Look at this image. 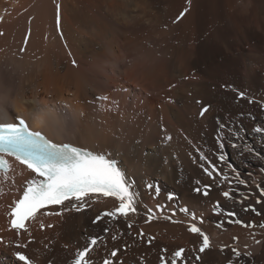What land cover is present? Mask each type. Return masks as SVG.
Masks as SVG:
<instances>
[{"label": "bare ground", "instance_id": "obj_1", "mask_svg": "<svg viewBox=\"0 0 264 264\" xmlns=\"http://www.w3.org/2000/svg\"><path fill=\"white\" fill-rule=\"evenodd\" d=\"M0 33V122L22 116L57 143L111 155L138 194L127 218L94 223L118 207L101 195L79 213L38 214L28 223L31 237L17 234L8 213L34 174L9 158L11 170L0 172V264H23L16 252L36 264H71L90 237L103 238L91 253L95 264H161L180 248L177 264H264V197L256 187H264V133L254 131L264 127V0H0ZM105 95L108 101L97 99ZM203 106L209 110L199 118ZM218 123L229 126L224 161L217 160ZM213 165L209 177L204 168ZM154 183L158 195L146 188ZM192 224L210 238L204 253ZM30 239L27 248L15 246Z\"/></svg>", "mask_w": 264, "mask_h": 264}, {"label": "snow or ice", "instance_id": "obj_2", "mask_svg": "<svg viewBox=\"0 0 264 264\" xmlns=\"http://www.w3.org/2000/svg\"><path fill=\"white\" fill-rule=\"evenodd\" d=\"M190 2V0H189ZM188 9L180 14L182 17ZM179 19V17H178ZM57 22L59 23V5H57ZM3 35V33H0ZM30 35V33H29ZM61 38H63L61 36ZM27 40H25V43ZM25 48H21L20 51H25ZM75 64V61H73ZM238 96L243 98L244 92H238ZM98 100L108 101V96H99ZM252 101L249 100V103ZM5 107H7V97L5 96L3 101ZM117 112L119 111V102L113 101ZM199 103V101H198ZM111 111V109H108ZM209 110V106H205L200 111V116L203 117ZM241 115H243L241 113ZM17 122H0V172L5 174L11 170L9 161L5 157H13L21 165L33 174L31 179L24 182L22 186V195L12 202L8 216L10 217V228L15 230L17 234L28 233V223L36 221L38 214L44 216H63L66 212H82L86 208L90 207L89 201H95L99 196L113 197L119 203L118 207H115L111 211H105L101 215L96 217L94 223L101 220L104 217H110L116 219L119 217H129L130 213L137 212L136 196L138 195L133 191L136 181L131 179L126 171L119 166V162L107 153H100L88 150L83 147L75 146L73 143H57L47 138L41 131H34L30 129L28 123L20 116L15 117ZM228 125L224 123H218L217 128V142L218 150L222 153L218 159L220 161L225 160L223 149L225 148L224 142V130L228 128ZM234 137L239 136V131L230 129ZM256 133H264V127H255ZM170 140L171 137H166ZM229 146L233 149H237L239 145L234 139L229 140ZM199 151V150H198ZM252 152V149H248ZM255 155L260 158L258 152ZM201 160H206L207 157L201 153ZM203 167V165H202ZM204 171L209 177L213 176L214 172H217L215 165L212 166V170L204 168ZM222 172H218L217 175H221ZM227 179V176L224 177ZM244 183V181H241ZM147 187L152 189L154 185L148 184ZM260 188V196L264 197V187L256 185ZM196 192H200V188L195 189ZM155 192L157 195L160 192L159 186H155ZM207 196L208 186L205 185L202 193ZM230 192L224 191L223 196L230 198ZM168 199H173V195L169 194ZM256 203H261L260 199L256 200ZM58 208L57 211H41L49 208ZM246 211L255 212L256 209L249 206ZM181 212L189 214L187 208H181ZM192 219L195 220L196 214L191 213ZM229 215H234L230 213ZM259 215V213H257ZM154 218V217H152ZM241 223L240 220L235 221ZM245 227L254 228L255 224H245ZM40 229H44V223L39 224ZM48 228L53 227L52 224L47 225ZM128 227L131 228L132 224L129 223ZM259 227L264 228V224H260ZM190 232L198 234L202 238V242L199 247V252L204 253L206 249L210 248V238L206 235L201 228L192 224L189 229ZM107 232L108 229H105ZM113 241L117 239L115 235L111 237ZM233 239H238L234 237ZM255 244L262 243L261 240L255 239ZM2 242V238H0ZM32 240L28 243L17 244V248H27ZM151 242V240H149ZM103 243L102 237H90L88 244L81 250L76 251L75 257L71 264H95L94 259L91 257L92 251L95 250V246ZM48 245H45L47 248ZM248 247L247 245L245 246ZM185 252L184 248H180L173 253V259L167 261L164 257L160 258L161 264H177L178 259L183 258ZM234 255L239 257L241 252L237 248H232ZM247 256H251V251L245 253ZM117 251L110 252V257H116ZM15 257L17 261L23 262V264H36L34 259H31L27 254L23 252H16ZM196 259H200L199 256ZM48 264H53L52 260L48 261ZM101 264H113V260L110 258H103Z\"/></svg>", "mask_w": 264, "mask_h": 264}, {"label": "rangeland", "instance_id": "obj_3", "mask_svg": "<svg viewBox=\"0 0 264 264\" xmlns=\"http://www.w3.org/2000/svg\"><path fill=\"white\" fill-rule=\"evenodd\" d=\"M247 48H248V47H247ZM192 104H194V102H192ZM161 106H162L161 103H158V104H157V109H158V110H161ZM253 119H254V116L251 117V120H253ZM239 132H241V131L239 130ZM242 133H244V129L242 130ZM258 134H259V133H258ZM219 156H220V155H217V160H218V161H220V160L218 159ZM174 195H175V197H176V194H174ZM103 233H104V234H107L108 231L106 232V231L104 230ZM114 258H115V257H114ZM120 263H121V262H120Z\"/></svg>", "mask_w": 264, "mask_h": 264}]
</instances>
